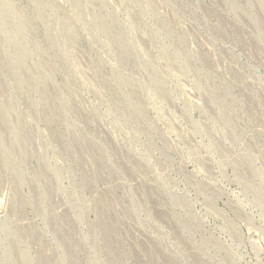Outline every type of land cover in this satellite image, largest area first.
Listing matches in <instances>:
<instances>
[{"label": "rangeland", "instance_id": "1", "mask_svg": "<svg viewBox=\"0 0 264 264\" xmlns=\"http://www.w3.org/2000/svg\"><path fill=\"white\" fill-rule=\"evenodd\" d=\"M263 7L0 0V264H264Z\"/></svg>", "mask_w": 264, "mask_h": 264}, {"label": "bare ground", "instance_id": "2", "mask_svg": "<svg viewBox=\"0 0 264 264\" xmlns=\"http://www.w3.org/2000/svg\"><path fill=\"white\" fill-rule=\"evenodd\" d=\"M264 8V7H263ZM20 141V140H19Z\"/></svg>", "mask_w": 264, "mask_h": 264}]
</instances>
